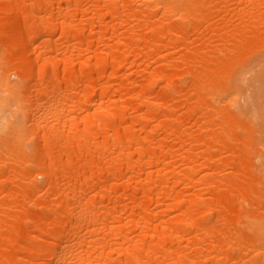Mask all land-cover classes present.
<instances>
[{"label": "bare ground", "instance_id": "6f19581e", "mask_svg": "<svg viewBox=\"0 0 264 264\" xmlns=\"http://www.w3.org/2000/svg\"><path fill=\"white\" fill-rule=\"evenodd\" d=\"M0 264H264V0H0Z\"/></svg>", "mask_w": 264, "mask_h": 264}]
</instances>
